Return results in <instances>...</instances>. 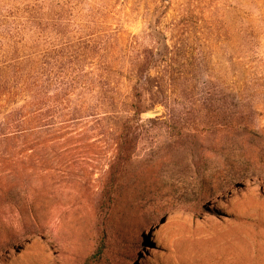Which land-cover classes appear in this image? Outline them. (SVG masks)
<instances>
[{
    "label": "trees",
    "instance_id": "16d2710c",
    "mask_svg": "<svg viewBox=\"0 0 264 264\" xmlns=\"http://www.w3.org/2000/svg\"><path fill=\"white\" fill-rule=\"evenodd\" d=\"M113 1L0 0V223L7 212L24 234L44 232L38 215L64 197L90 199L104 226L117 209L120 227L143 210L150 163L135 157L146 122L166 126L201 169L211 157L230 166L209 176L214 186L198 173L199 194L248 176L251 111L235 92L213 91L206 27L188 9L167 18L160 0L133 34ZM101 230L82 264L123 254Z\"/></svg>",
    "mask_w": 264,
    "mask_h": 264
},
{
    "label": "rangeland",
    "instance_id": "374dc122",
    "mask_svg": "<svg viewBox=\"0 0 264 264\" xmlns=\"http://www.w3.org/2000/svg\"><path fill=\"white\" fill-rule=\"evenodd\" d=\"M167 1V18L188 9L206 27L213 91L235 92L251 111L254 135L242 150L248 176L236 184L242 186L199 194L201 185L214 186V178L207 182L211 174H225L230 166L211 157L201 169L166 126L146 122L135 157L147 155L150 163L143 210L127 211L120 227L117 209L104 226L90 199L64 197L38 215L45 231L32 235L6 212L0 241L8 243L6 250L0 246V264H82L101 229L113 246L124 242L116 264H264V0ZM159 3L114 0L113 6L119 25L138 34L146 26L142 9L153 11ZM202 171L206 180L200 185Z\"/></svg>",
    "mask_w": 264,
    "mask_h": 264
},
{
    "label": "bare ground",
    "instance_id": "6f19581e",
    "mask_svg": "<svg viewBox=\"0 0 264 264\" xmlns=\"http://www.w3.org/2000/svg\"><path fill=\"white\" fill-rule=\"evenodd\" d=\"M171 217H173V216H172V214L170 213V216H169V218H171Z\"/></svg>",
    "mask_w": 264,
    "mask_h": 264
},
{
    "label": "water",
    "instance_id": "95a60500",
    "mask_svg": "<svg viewBox=\"0 0 264 264\" xmlns=\"http://www.w3.org/2000/svg\"><path fill=\"white\" fill-rule=\"evenodd\" d=\"M236 186H242V184H238V185H236Z\"/></svg>",
    "mask_w": 264,
    "mask_h": 264
}]
</instances>
